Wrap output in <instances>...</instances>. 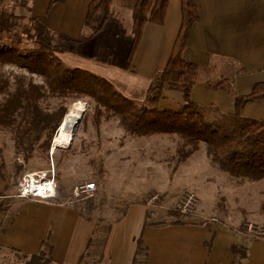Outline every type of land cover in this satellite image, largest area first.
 <instances>
[{
    "label": "crops",
    "instance_id": "crops-1",
    "mask_svg": "<svg viewBox=\"0 0 264 264\" xmlns=\"http://www.w3.org/2000/svg\"><path fill=\"white\" fill-rule=\"evenodd\" d=\"M92 1L67 0L65 4L50 6L51 0H1L0 5L3 2L7 9L13 5L14 14L26 20L44 18L49 33L79 40L84 35H91L90 29L86 27V18ZM117 1L116 9L120 18L115 21V37L121 38L122 30L126 26L124 40L131 49L134 39L131 3ZM194 1L200 20L192 27L183 55L188 63L199 66L198 82L192 90V100L198 104H214L223 113L233 112L234 110L224 111L214 99L202 98L208 91L214 90L211 87L224 79L244 85L246 92L241 94L236 91L239 95L250 93L256 83L264 82V0ZM111 5V17L104 29L86 42L80 43L78 51H66L70 52L74 61H84L85 68L84 65L89 66L90 61L94 62L96 55L99 56V36L114 22L113 1ZM181 20V0H168L165 23L146 24L131 66L126 68L129 49L120 65L121 71L132 73L138 81L150 86L156 73L169 60ZM215 66L234 67L235 74H232V78H205L204 73ZM171 92L181 95L180 92ZM231 98L235 103L234 98ZM161 106L171 108L163 104ZM247 108L258 110L264 115V100L248 104L241 114ZM84 155L78 151L69 153L66 157L68 163L61 168L58 166V171L66 174V184L76 187L78 182H74L73 178L80 172L84 175L82 182L88 183L94 179L95 171L88 166L85 169L80 167ZM109 160L107 161L111 163ZM5 187L6 183L3 185ZM97 187V191L109 192L110 195L111 192H117L114 186L108 187V191L106 188L101 189L99 184ZM193 188L197 195L202 191L201 186ZM74 189H58L57 198L51 202L10 197L14 199L12 204L16 206V214L10 221L12 224L4 233H0V247L32 257L39 255L43 244L48 243L53 247L52 261L55 264H134L136 258L141 264H234L233 247L247 243V258L242 263L264 264L263 241H248L241 232L226 230L216 223L206 222V216L202 212L195 213L190 218L186 217L180 223H148V212L153 207H148V200L139 201L127 204L122 212L116 211L117 214L109 225L103 226L102 222L91 216L95 210L94 205L78 199ZM121 190L122 186L119 192L126 196L138 192L128 188ZM168 200L169 196L166 203ZM111 218L112 215L107 217L109 220Z\"/></svg>",
    "mask_w": 264,
    "mask_h": 264
},
{
    "label": "rangeland",
    "instance_id": "rangeland-1",
    "mask_svg": "<svg viewBox=\"0 0 264 264\" xmlns=\"http://www.w3.org/2000/svg\"><path fill=\"white\" fill-rule=\"evenodd\" d=\"M112 1L114 3V22L107 31L99 36V56L96 55V60L94 62L90 61L89 66L84 65L86 68L83 67V64H86L84 61L76 62L71 58L73 56L70 52H66L68 51L67 48L71 51H78L80 44H75L72 39L66 41L67 38L62 39L60 34L51 32L50 40L54 46L62 47L63 53L59 54V57L68 67L90 70L99 76L107 77L122 94L138 104L151 106L146 102L149 84L138 81L132 76V73L123 72L120 69V65L130 48L126 46L124 40L126 26L122 30L121 38L116 39L115 37V21L120 16L116 9L118 1ZM12 6H8L7 9L2 2L0 8L12 11ZM17 33H14L15 37L8 42L9 44L14 43V40H16L15 34ZM82 37H85V35ZM25 42L22 43L23 47ZM26 45L30 48L34 46L29 42H26ZM234 69V67L222 68L215 66L204 73V76L205 78L213 76L232 78V74H235ZM2 76L10 79L12 89L16 86V81L19 78L26 82L45 84V79L42 76L31 74L15 65L0 64V77ZM233 84L238 93L246 92V88L241 83L233 82ZM176 94L165 91V97L158 105L163 107L161 106L163 104L170 106L172 109H178L184 101L182 94H178L179 96ZM202 99L216 100L215 103L219 104L224 111L234 110L233 99L223 91H208ZM77 102L84 103L86 112L69 149L58 148L51 154L50 151L47 153L42 147H39L33 158L24 160L23 157L16 154L13 134L10 131L0 129V195L7 194L9 197L16 198L17 187L26 173L55 171L57 191L60 188L67 190L72 187L75 188L74 192L78 199H83L77 192L81 185L87 183V181L82 182L83 173L80 172L76 176L74 175V182H78L75 187V185L66 184L64 180L66 174L64 175L58 171V166L61 168L62 165L68 163L66 157L69 153L78 151L85 154L82 156L85 157L84 160L80 161V167L85 169L88 166V168L95 171L94 179L89 182H95L96 186L99 184L101 189L106 188L107 191L108 187L114 186L115 191H117L116 193L111 192L110 195L109 192L98 190L96 198L92 200L84 199L86 203L94 205L95 210L91 216L93 215L98 222H102L101 225L108 226L115 218L116 211L122 212L127 204L139 201L146 202L152 195L157 193L163 195L165 200L169 196V200L165 209H149L148 223H180L182 219L190 218L195 213L202 212L206 216V222L216 223L226 230L241 232L245 236L244 239L248 241L256 240L245 234V225L255 222L264 226V180L251 181L245 178L232 177L221 171L208 155L206 145L203 143L199 144L196 150H192V145L177 135H132L126 131L117 115L99 107L89 97L77 99L74 96L62 98L48 95L41 101V107L50 114H58L64 110V116H66L71 107ZM199 105L210 106L211 103ZM242 116L264 120L263 113L252 108H247ZM190 151L192 152L190 153ZM187 153L188 156L184 157ZM110 169H113V171H110ZM4 175L14 185L9 190L6 187L3 188L5 183L7 186ZM121 186L123 191L128 188L138 192L126 196L124 193L119 192ZM193 186H201L202 188V191L198 193L199 203L193 213L184 217L175 208L186 192H195ZM179 197L180 199H178ZM13 200V198H0V204L6 203V208L9 209L6 216L0 220V229L8 225L15 217L16 206L12 204ZM3 207L6 209L5 206ZM111 215V220L107 219ZM240 247L239 254L247 252V243L241 244ZM35 261L31 260V257H25L12 249L0 247V264H33Z\"/></svg>",
    "mask_w": 264,
    "mask_h": 264
},
{
    "label": "trees",
    "instance_id": "trees-1",
    "mask_svg": "<svg viewBox=\"0 0 264 264\" xmlns=\"http://www.w3.org/2000/svg\"><path fill=\"white\" fill-rule=\"evenodd\" d=\"M127 1L132 7L134 36L126 63V68H129L146 24L165 23L168 0L124 2ZM66 2L51 0L50 6ZM111 3L112 0H93L90 3L86 27L90 29L91 35L72 40L75 44L86 42L104 29L110 19ZM181 9V25L169 60L156 73L147 91L146 102L151 104L149 106L138 104L125 96L102 76L68 67L59 57L62 47L54 46L50 40L44 18L27 21L16 16L13 11L0 8V64L15 65L45 79V84L40 85L19 78L12 89L10 79L0 77V129L13 134L16 154L24 160H30L39 147L47 153L51 150L52 140L65 111L58 114L46 112L41 107L44 98L48 95L62 98L74 96L77 99L89 97L99 107L117 115L123 127L132 135H177L191 144L192 150L203 143L221 171L251 181L264 180V120L241 114L248 104L264 100V82L256 83L246 95H239L233 81L229 79L211 87L225 91L234 98L233 112L223 113L214 104L201 106L194 102L191 96L198 82L199 66L188 63L183 55L192 27L200 20V14L194 0H181ZM15 32H18L15 34L16 40L9 44ZM25 41L34 46L27 47ZM67 50L71 51L69 48ZM164 91L180 92L183 104L178 109L160 107L158 104L164 98ZM187 156L188 153L184 155ZM4 179L7 181V190L14 186L5 175ZM0 198L11 199L7 194H1ZM5 204H0V220L9 210ZM10 224L12 222L1 228L0 233H4ZM42 247L39 255L31 257V260H36L33 264H55L52 261L53 247L48 243ZM240 248L237 245L233 247L234 264H243L242 260L247 258V252L239 254ZM134 264L141 262L136 258Z\"/></svg>",
    "mask_w": 264,
    "mask_h": 264
},
{
    "label": "built area",
    "instance_id": "built-area-1",
    "mask_svg": "<svg viewBox=\"0 0 264 264\" xmlns=\"http://www.w3.org/2000/svg\"><path fill=\"white\" fill-rule=\"evenodd\" d=\"M77 192L83 199H92L97 196V186L94 182L81 185ZM16 198L35 202H51L57 198V183L55 171L26 173L17 187ZM199 198L194 192H186L175 210L182 216H188L194 212L198 206ZM166 200L161 194H154L148 200V207L165 208ZM245 234L256 240L264 242V226L255 222L245 225Z\"/></svg>",
    "mask_w": 264,
    "mask_h": 264
},
{
    "label": "bare ground",
    "instance_id": "bare-ground-1",
    "mask_svg": "<svg viewBox=\"0 0 264 264\" xmlns=\"http://www.w3.org/2000/svg\"><path fill=\"white\" fill-rule=\"evenodd\" d=\"M85 112L86 106L82 102H77L71 107L64 117L62 127L56 135L57 140L55 145L57 148L70 147L73 144L77 129L81 124ZM52 153H54V151Z\"/></svg>",
    "mask_w": 264,
    "mask_h": 264
},
{
    "label": "water",
    "instance_id": "water-1",
    "mask_svg": "<svg viewBox=\"0 0 264 264\" xmlns=\"http://www.w3.org/2000/svg\"><path fill=\"white\" fill-rule=\"evenodd\" d=\"M65 117V116H64ZM63 122H64V118L62 119L60 125H59V128H58V131L60 130V128L62 127L63 125ZM58 133V132H57ZM57 138L55 136V138L52 140V145H51V152L55 151L56 150V145H55V142H56Z\"/></svg>",
    "mask_w": 264,
    "mask_h": 264
}]
</instances>
